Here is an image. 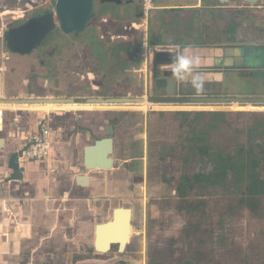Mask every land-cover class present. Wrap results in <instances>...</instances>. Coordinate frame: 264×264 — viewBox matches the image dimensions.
I'll return each instance as SVG.
<instances>
[{
  "label": "crops",
  "instance_id": "obj_1",
  "mask_svg": "<svg viewBox=\"0 0 264 264\" xmlns=\"http://www.w3.org/2000/svg\"><path fill=\"white\" fill-rule=\"evenodd\" d=\"M121 1L119 6L112 4V7L100 8L103 11L107 9L104 11L107 14L102 13L103 23L98 30L102 32L107 29L108 22L115 23L118 28L121 24L125 29L129 28L126 37L118 36L117 50L125 51L124 43L131 45L135 40L139 50L142 41H146L151 47L171 49L169 52L178 54V65L163 67L162 70L175 71L177 76L179 74L178 84L196 79L198 75L193 73L195 71L191 74L183 71L190 68L194 70L203 66H214L216 69L239 67L241 56L248 54L249 49L262 40L263 35L257 34V29L262 20L261 8H264V0L254 7L238 0H231L224 5L211 0H153L154 9L149 13L147 20L142 19L140 0ZM122 6H127L128 11L123 13L120 8ZM1 40L0 37V99L105 98L99 94L102 83L95 79L97 72L86 69L85 75L81 73L88 67L85 57L87 52L80 50L79 58L67 56L68 53L71 54L70 51L66 52L67 57L64 56V59L48 55L47 66L49 70L53 67L50 73L54 75L52 82L46 81L44 86L43 81L47 75L37 70V73L41 74L36 73L32 80L27 78L29 75L26 72L29 73L33 65L35 70L38 67L33 62L27 64L24 61L25 56L8 53ZM83 43L58 42V46L80 49ZM124 51L119 58L122 61L120 70L117 67L99 70L101 73H108L114 69L126 79L123 80V86L128 89V93L116 98H144V95L146 97L152 92L153 59L149 58L148 68L143 73L140 71L143 63L142 52L135 58ZM114 63L115 60L111 64L119 66ZM257 63L255 67L251 66V80L264 79V57L257 60ZM72 65H75L76 69ZM129 69H133V73L141 78L138 94H135L137 84L131 86L133 82H130L127 76L128 72L131 73ZM158 72L157 67L154 74L157 75ZM201 76L195 81L220 83L224 79L221 73ZM51 83L54 86L50 89ZM60 85L69 87L70 93H57ZM29 87L27 94L26 89ZM155 93L160 92L153 89V94ZM103 107L107 106L0 104V138L3 139L0 144V264H55L56 253L52 249L55 248L56 241L60 240L63 245L69 246L73 242L65 229L75 226L79 229L87 225L81 219L86 213L84 203L95 200L93 193L101 181L97 174L106 171H93L87 175L83 167V149L91 144L93 135L97 136V139L103 138L102 134L105 136V127L113 124L116 119L111 115V111L134 110L132 105H108L111 110L106 113L102 110ZM261 111H264V108H261ZM42 120L52 121L55 133L60 135L59 140H54L51 156L41 163L20 162L23 168L22 179L9 181L11 171L6 168L3 155L19 152L25 138L38 131ZM79 175L90 177L88 186L81 187L76 184L75 178ZM88 205L90 207V204ZM94 227L91 238L93 250ZM85 234L78 230L76 240L78 236L84 240ZM60 255L65 254L58 256Z\"/></svg>",
  "mask_w": 264,
  "mask_h": 264
},
{
  "label": "rangeland",
  "instance_id": "obj_2",
  "mask_svg": "<svg viewBox=\"0 0 264 264\" xmlns=\"http://www.w3.org/2000/svg\"><path fill=\"white\" fill-rule=\"evenodd\" d=\"M36 2L39 6L41 5L36 11L46 12L52 10L54 0H36ZM101 7H112V4L97 2L94 10L95 18L80 36L68 37L57 30L51 37H48L44 46L25 56L24 61L27 64L33 62L38 67L35 70L33 65L31 71L26 72L29 75L27 78L34 79L37 70L45 73L47 75L43 81L45 86L46 81L52 82L54 75L50 73L53 67H50L49 70L47 66L48 55H55L61 59H64V56L79 58L81 50L83 53L87 52L85 57L88 64V67L84 68L85 70L81 73L85 75L86 69L90 72H97L96 81L104 82L105 86H102L103 89H100L99 94H102L104 99L126 95L128 89L123 86L125 83L123 80L126 79L121 77V73L114 70L116 67L121 69L122 61L119 58L124 50L115 48L113 51L111 50L113 53L111 55L110 50H105V46L107 43L117 46L118 36L126 37L129 28L125 29L122 24L118 28L115 23L108 22L106 23L107 29L102 32L97 30L102 27V13L107 14L104 12L107 9L103 11L100 9ZM120 8L123 13L128 11L127 6ZM96 32L98 35L93 38ZM140 34L142 35L141 31ZM71 41L87 42L89 46L87 47L86 43H83L80 49L77 47L67 49L58 46V42ZM69 51L71 54L68 53L66 56V52ZM114 60L119 66L111 64ZM72 67L76 69L75 65ZM112 67H114L113 71L108 73H101L99 70L100 68L110 70ZM129 71L131 73L128 72L127 76H129V81L133 82L131 86L137 84L135 94H138L140 93L141 78L133 73V69H129ZM152 74L153 77L156 76L154 69H152ZM250 77L251 72L248 71L244 75H225L220 83H211L208 80L194 81L195 85L191 89L187 88L183 93L199 94L194 97L259 98L264 96V79L251 80ZM101 80L103 81L100 82ZM53 86L54 84L51 83L50 89ZM26 90L24 91H30V87ZM151 91V94L146 97L143 94L146 102L150 96L155 99L166 98L175 101L160 104L144 103L138 107L142 110L111 111V115L116 118L113 122L115 130L113 136L114 167L106 173L97 174V178L101 181L93 193L95 200L84 203L86 213L81 217L87 225L79 229L77 226L64 228L73 242L69 246L68 244L63 245L60 240L56 241V246L52 249L56 253L54 263L148 264L156 262L177 264L191 260L193 264H264V206L260 217L252 215L247 210L239 211L238 216L229 217L226 211L230 200L223 189L217 188L212 192L214 196L205 197L209 201V210L213 212L211 226L207 227L210 232L204 235L202 244L193 247L186 246L180 239L188 218L175 209L176 188L180 179L192 177L199 168L196 158L191 155L195 153L194 147L190 145L192 133L199 130L204 131V137L208 138V144L212 146L230 145L235 141H239L245 146L249 142L254 143L257 139L252 142V139L249 140L246 134L250 131L253 119L263 117L264 111H261V108H264V105L191 104L179 102L178 100L187 98L180 94L173 96L166 95L164 92L158 93V95L153 94V86ZM57 93H70L69 87L60 85ZM102 110L107 113L111 107H103ZM182 113L188 115L183 116ZM214 113H225L227 116L224 120L230 124V128L218 123L221 128L208 130ZM47 122L54 129L52 121ZM234 130H239L240 133H232ZM91 139L92 144L97 136L93 135ZM258 139L261 142V139ZM185 158H188L189 161H186ZM137 160H141L140 169L136 172L127 171L125 165L130 162L134 164ZM85 172L87 175L89 174L88 171ZM199 192L197 186L192 191L193 194ZM118 207L128 208L132 211L130 243L124 253H119L116 246L107 253L95 252L92 249L91 240L94 225L110 220L111 211ZM78 230L86 233L84 240L79 239V236L76 240L75 235ZM45 232L47 233V231ZM40 247L43 248L41 245ZM63 253L65 255L58 256Z\"/></svg>",
  "mask_w": 264,
  "mask_h": 264
},
{
  "label": "water",
  "instance_id": "obj_3",
  "mask_svg": "<svg viewBox=\"0 0 264 264\" xmlns=\"http://www.w3.org/2000/svg\"><path fill=\"white\" fill-rule=\"evenodd\" d=\"M220 5L228 4L231 0H211ZM252 7L257 6L261 0H238ZM101 4L108 3L121 5V0H101ZM262 20L259 23L257 34L263 35L258 47L245 56L242 61H256L264 57V8ZM95 18L94 0H54L52 10L25 20H16L2 35L3 44L8 53L17 56H28L33 51L46 44L48 37L59 30L63 35L79 36L84 33L87 25ZM153 65L159 76L153 79V89L167 90V95L173 96L177 86V75L172 70H162L163 67H176L178 54L169 51H158L153 55ZM161 70H160V69ZM144 98H87V99H25L3 100L0 104H98L123 105L140 104ZM148 101V99H147ZM191 104H240L264 105V98H238V97H193L181 100ZM160 104V103H159ZM114 131L112 126L105 127V136L95 140L83 149V167L88 172L108 171L113 168V159L110 157L114 150ZM3 139L0 138V144ZM2 148V147H1ZM3 162L11 171L9 181H20L23 168L20 166L18 152L3 155ZM90 177L76 176L78 186H88ZM132 211L128 208L118 207L112 210L110 220L96 224L94 227L95 252L107 253L113 246H117L119 253H124L131 240ZM101 250L102 252L98 251Z\"/></svg>",
  "mask_w": 264,
  "mask_h": 264
},
{
  "label": "trees",
  "instance_id": "obj_4",
  "mask_svg": "<svg viewBox=\"0 0 264 264\" xmlns=\"http://www.w3.org/2000/svg\"><path fill=\"white\" fill-rule=\"evenodd\" d=\"M173 101L175 100L155 99L152 96L149 98V102L155 104ZM178 101L181 102V100ZM138 107L132 106L134 110H142ZM226 116L225 113H214L208 130L221 128L218 123L230 128V124L224 120ZM262 116L253 119L250 131L246 134L252 142L257 140L254 143H247L246 146L239 141L230 145L212 146L208 144V138L204 137V131L192 133L190 145L194 147L195 153L191 155L196 158L199 168L192 177L180 179L176 188L177 203L175 205L177 212L188 218L180 238L186 246L202 244L204 235L209 234L210 230L207 227L211 226L213 212L209 210V201L205 197L214 196L212 192L217 188L223 189L230 200L226 211L229 217L238 216L239 211L242 210L260 217L264 206V115ZM232 133L236 134L240 131L234 130ZM185 160L189 161L188 158ZM130 163L125 165L129 172L138 171L139 165L142 164L141 160H137L134 164ZM196 186L200 192L193 194L192 191ZM148 264L161 263L149 262ZM177 264H193V262L186 260Z\"/></svg>",
  "mask_w": 264,
  "mask_h": 264
},
{
  "label": "built area",
  "instance_id": "obj_5",
  "mask_svg": "<svg viewBox=\"0 0 264 264\" xmlns=\"http://www.w3.org/2000/svg\"><path fill=\"white\" fill-rule=\"evenodd\" d=\"M142 8V19L147 20L149 13L154 9L153 0H140ZM22 3V5H20ZM41 6V5H40ZM36 0H0V37L11 27L16 20H25L40 7ZM141 58L143 60L140 71L146 72L149 64V58L158 51H169L160 47H151L146 41L140 44ZM163 69V68H161ZM1 72V68H0ZM60 135L56 134L54 129L47 121L42 120L37 132L28 135L25 138L22 149L18 152L19 163L22 161L44 162L51 156V149L54 140H59Z\"/></svg>",
  "mask_w": 264,
  "mask_h": 264
},
{
  "label": "flooded vegetation",
  "instance_id": "obj_6",
  "mask_svg": "<svg viewBox=\"0 0 264 264\" xmlns=\"http://www.w3.org/2000/svg\"><path fill=\"white\" fill-rule=\"evenodd\" d=\"M101 0H94V10H95V5H96V3L97 2H100ZM38 9V8H37ZM36 9V10H37ZM34 11L32 14H30V15H28L27 17H26V19H28V18H30V17H33V16H36V15H39V14H42V13H45V12H38V11ZM51 10H47L46 12H50ZM36 12H38V13H36ZM136 15V14H135ZM134 15V16H135ZM92 21V20H91ZM89 25V24H88ZM87 25V26H88ZM86 29H87V27H86ZM85 29V30H86ZM97 29V28H96ZM98 30V29H97ZM98 34H97V32H96V34H95V36L93 37V38H95L96 36H97ZM263 40V39H262ZM262 40L260 41V42H262ZM257 44L256 45H254V47H252V48H250L249 50L250 51H252L253 49H256L257 47H258V42H256ZM124 45H126V50L124 51L127 55H129V56H134L135 58L136 57H138V55H139V52L141 51V50H139V48L137 47V40H135L134 42H132L131 43V45H130V43H124ZM128 45V46H127ZM130 45V46H129ZM89 46V45H88ZM250 47V46H249ZM118 49V47L116 46H111L110 44H108V46H106V51H109L110 50V53H111V55L113 54L112 52H111V50L113 51V49ZM250 51H249V53H250ZM242 58V57H241ZM258 65V63H257V60L256 61H242L241 62V65L239 66V67H233V68H227V67H224V68H215L214 66H203V67H201V68H195L194 70L192 69V68H190V69H188V70H183V71H185L186 73H188V74H191V72H193V71H195V72H193V73H197L196 75H198V76H196V79L194 78V81L195 80H197L198 78H200V77H202L201 75H208V74H211V73H221L223 76H224V78H225V75H229V76H231V75H233V74H236V75H244L246 72H248V71H250L251 70V66H257ZM260 65V64H259ZM252 74V73H251ZM178 76H179V74H178ZM177 76V80L179 79V77ZM103 80H101L100 82H102ZM194 81L193 80H187L185 83H179L178 84V82H177V86H176V91H175V94L174 95H176V94H180V95H182L183 97H187V98H193L194 96H198L199 94H196V93H183L184 91H186V89L187 88H189V89H191L195 84H194ZM211 83H213V82H211ZM104 85V82H102V86ZM105 86V85H104ZM101 89H103V87L101 88ZM156 90V89H155ZM158 92H164L166 95H167V90L165 89V90H157ZM125 98H128V97H125ZM130 98H136V97H130ZM137 98H142V97H139V96H137ZM104 99V98H103ZM166 99V98H165ZM181 100H183V99H181ZM110 126H112V128H113V131H114V124H111ZM105 131V130H104ZM111 214H112V211H111ZM114 247V246H113ZM116 248H117V246H116Z\"/></svg>",
  "mask_w": 264,
  "mask_h": 264
},
{
  "label": "bare ground",
  "instance_id": "obj_7",
  "mask_svg": "<svg viewBox=\"0 0 264 264\" xmlns=\"http://www.w3.org/2000/svg\"><path fill=\"white\" fill-rule=\"evenodd\" d=\"M144 103H148L146 101L140 103V104H123V105H135V106H139V105H143ZM10 105V104H8ZM19 105H27V106H42V105H58V104H47V103H44V104H31V105H28V104H13V106H19ZM93 105H98V104H93ZM11 106V105H10ZM102 106H108V105H102ZM109 106H112V105H109ZM113 153H114V150H113ZM112 159H113V167H114V163H115V159L113 157V154L110 156ZM113 168H111L110 170H112ZM108 170V171H110ZM132 234V229H131V232H130V235ZM98 251H101L100 249ZM102 252V251H101Z\"/></svg>",
  "mask_w": 264,
  "mask_h": 264
}]
</instances>
